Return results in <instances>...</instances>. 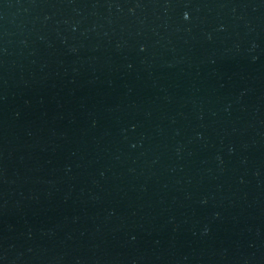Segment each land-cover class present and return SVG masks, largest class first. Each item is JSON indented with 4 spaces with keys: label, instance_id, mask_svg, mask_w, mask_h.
I'll list each match as a JSON object with an SVG mask.
<instances>
[{
    "label": "water",
    "instance_id": "1",
    "mask_svg": "<svg viewBox=\"0 0 264 264\" xmlns=\"http://www.w3.org/2000/svg\"><path fill=\"white\" fill-rule=\"evenodd\" d=\"M0 264H264V0H0Z\"/></svg>",
    "mask_w": 264,
    "mask_h": 264
}]
</instances>
